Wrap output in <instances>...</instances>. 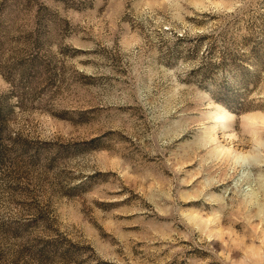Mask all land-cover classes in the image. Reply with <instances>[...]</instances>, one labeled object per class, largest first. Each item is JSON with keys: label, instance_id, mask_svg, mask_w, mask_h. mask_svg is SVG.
I'll return each mask as SVG.
<instances>
[{"label": "rangeland", "instance_id": "rangeland-1", "mask_svg": "<svg viewBox=\"0 0 264 264\" xmlns=\"http://www.w3.org/2000/svg\"><path fill=\"white\" fill-rule=\"evenodd\" d=\"M0 264H264V0H0Z\"/></svg>", "mask_w": 264, "mask_h": 264}]
</instances>
